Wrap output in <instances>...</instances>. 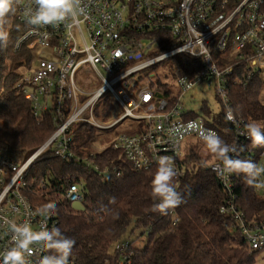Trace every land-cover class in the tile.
Masks as SVG:
<instances>
[{"label": "built area", "instance_id": "2783aa9c", "mask_svg": "<svg viewBox=\"0 0 264 264\" xmlns=\"http://www.w3.org/2000/svg\"><path fill=\"white\" fill-rule=\"evenodd\" d=\"M82 6L85 13L76 24L68 20L38 27L27 23L28 12L36 7L34 0H18L14 16L23 30L14 50L28 47L32 60L23 68L17 89L37 119L52 118L56 131L22 164L0 154V264L2 254L13 246L12 236L17 235L13 225L33 233L59 228L57 214L32 200L35 194L48 198L51 193L49 184L34 187L30 182L33 166L45 154L75 161L103 178L118 174L117 169L105 170L93 162L109 148L120 152L121 159L137 172L157 169L159 159L167 156L173 161L178 188L186 176L185 144L204 142L201 130L219 135L211 120L201 115L192 118V112H186L185 94L206 85L228 110V87L236 67H247L245 79L233 80L238 87L247 89L255 75L264 79V0H82ZM230 51L234 56L227 59ZM183 56L200 63L201 70L188 75L176 64L179 73L173 80L178 93L169 84L153 82L156 75L150 70ZM100 109L108 110L105 123L96 115ZM233 115L235 120L228 121L235 126L237 139L231 156L251 136L234 111ZM79 125L118 133L110 146L86 148L83 152L90 157H83L74 143V129ZM209 169L229 195L220 210L228 220L226 227L238 230L251 252L264 250V222L250 223L238 209L234 173L224 174L222 161L211 162ZM258 182H264V175ZM65 187L64 200L85 207L83 186L69 183ZM257 190L264 197V187ZM168 215L176 227L177 210ZM46 243L30 245L28 264H40L45 256L60 258L55 250L45 248ZM131 247L130 241H124L115 250L126 258ZM69 264H77L74 256Z\"/></svg>", "mask_w": 264, "mask_h": 264}, {"label": "trees", "instance_id": "16d2710c", "mask_svg": "<svg viewBox=\"0 0 264 264\" xmlns=\"http://www.w3.org/2000/svg\"><path fill=\"white\" fill-rule=\"evenodd\" d=\"M5 28L9 32V42L4 46L0 41V154L11 162L22 164L48 141L56 127L50 116L37 119L32 105L17 89L20 70L30 65L32 52L28 47L19 52L14 50L23 30L14 14ZM176 64L188 75L201 70L200 63L186 56L177 58ZM246 75V65L236 67L228 87L230 105L248 133L246 125L252 122L258 123L264 132V79L255 75L247 89L234 85L236 77L245 79ZM226 112L223 107L221 115L211 120V126L227 143V158L264 166V146L253 147L251 136L230 155L237 137L235 126L226 119ZM190 116L200 115L192 112ZM97 131L88 125L74 129L79 155L90 157L83 150L95 143ZM213 161L222 160L211 152L205 158L195 152L187 156L186 176L176 188L183 200L176 208L180 218L176 227L172 226L169 215L152 211L151 182L157 169L137 172L113 148L93 159L102 169L118 170L117 175L109 178L100 177L75 161H63L52 157L51 153L45 154L33 166L30 182L34 187L49 184L51 193L48 198L35 194L32 200L41 208L49 202L55 203V210H46L57 214L62 236L75 241L71 256L76 258L77 264H257L260 251L251 252L241 233L227 228L228 220L220 214L229 195L209 169ZM244 175L234 173L237 207L248 222L261 224L264 222V197L256 187L245 182ZM69 183L81 184L85 189L84 212L73 210L64 200L65 186ZM131 228L132 235L138 229L145 230L148 241L142 248H135L131 242L125 258L116 250L113 252V247L125 241Z\"/></svg>", "mask_w": 264, "mask_h": 264}, {"label": "clouds", "instance_id": "9594fccd", "mask_svg": "<svg viewBox=\"0 0 264 264\" xmlns=\"http://www.w3.org/2000/svg\"><path fill=\"white\" fill-rule=\"evenodd\" d=\"M36 7L27 14V23L33 26L53 25L71 20L73 24L79 21V17L85 13L82 0H34ZM18 0H0V41L7 46L9 32L5 26L12 14H15ZM226 119L234 121L235 117L231 108L227 110ZM192 123L190 122V125ZM252 138V146H264V132L258 123L252 122L246 125ZM200 136L209 151L222 160L224 174L244 173V180L249 186L264 187V182H258L264 175V166H259L251 161L230 160L227 158V143L212 130H201ZM177 173L170 157H161L158 168L151 182V196L154 201L152 211L167 216L170 210H174L183 202L182 195L176 190L175 178ZM45 209L55 210L54 202L42 206ZM8 221H6L7 223ZM13 231L17 235L12 236L13 246L3 254V264H28L26 257L33 249L30 247L36 241H45V248L60 253L58 260L45 256L40 264H69L74 240L62 236L59 228H53V232L33 233L29 228H21L13 225Z\"/></svg>", "mask_w": 264, "mask_h": 264}, {"label": "rangeland", "instance_id": "374dc122", "mask_svg": "<svg viewBox=\"0 0 264 264\" xmlns=\"http://www.w3.org/2000/svg\"><path fill=\"white\" fill-rule=\"evenodd\" d=\"M234 53L230 51L227 55V59H232ZM25 70H20V74H24ZM150 73L156 75V78L153 82L158 83L162 82L164 84H169L171 88L174 89L176 93L179 92V88L176 82L173 80V75L178 72V68L176 63L173 60L166 62L165 64L158 66L152 70ZM110 101V100H109ZM183 104L186 108V112H193L198 115L203 116L207 120H213V118L221 115L223 111V106L219 99L217 98V94L214 89L207 87L206 85H198L193 90L189 91L185 94L183 98ZM101 104H105L104 100ZM108 104V103H107ZM204 110L210 112L209 115L205 113ZM97 117L102 121L106 122L108 120V110L104 109L103 111L100 109L97 111ZM118 131L115 132H102L97 131L96 141L92 146H95L98 150H103L104 148L110 146L114 140V137L117 135ZM195 152L201 157L208 156V150L206 145L202 141L198 140H189L185 144V153L186 156ZM131 228L125 238V241L132 242L135 248H142L148 241V234L145 230H136L135 234L132 235ZM113 252H115V248L113 247ZM257 264H264V250H261L257 255Z\"/></svg>", "mask_w": 264, "mask_h": 264}, {"label": "water", "instance_id": "95a60500", "mask_svg": "<svg viewBox=\"0 0 264 264\" xmlns=\"http://www.w3.org/2000/svg\"><path fill=\"white\" fill-rule=\"evenodd\" d=\"M73 210L78 211V212H84L85 207L79 203H75L72 205Z\"/></svg>", "mask_w": 264, "mask_h": 264}]
</instances>
